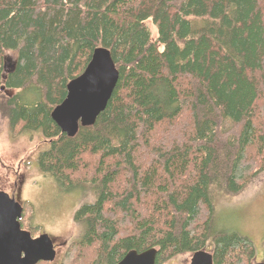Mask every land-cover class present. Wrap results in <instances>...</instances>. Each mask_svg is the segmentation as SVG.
<instances>
[{
	"label": "trees",
	"instance_id": "16d2710c",
	"mask_svg": "<svg viewBox=\"0 0 264 264\" xmlns=\"http://www.w3.org/2000/svg\"><path fill=\"white\" fill-rule=\"evenodd\" d=\"M96 47L118 80L94 124L68 137L50 113ZM2 86L15 92L0 94L8 128L47 141L38 170L94 187L60 264L149 248L155 264L206 249L212 264H253L252 242L212 222L216 194L264 172V0H0Z\"/></svg>",
	"mask_w": 264,
	"mask_h": 264
},
{
	"label": "rangeland",
	"instance_id": "374dc122",
	"mask_svg": "<svg viewBox=\"0 0 264 264\" xmlns=\"http://www.w3.org/2000/svg\"><path fill=\"white\" fill-rule=\"evenodd\" d=\"M145 25L151 37L156 38L152 20H146ZM4 57L3 74L8 73L16 61L10 52ZM14 93L4 87L0 90L3 98ZM46 148L47 141L40 133H22L18 127L11 131L6 119L0 117V190L23 203V228L31 232L32 237L47 233L55 239L59 249L51 264H60L70 243L83 230L80 223L73 221L75 211L84 203H92L96 196L94 187L87 182L66 188L51 176L42 174L36 160L38 153ZM214 197L213 229L247 237L254 246L253 264L263 262L264 172L250 180L239 193H218ZM190 257L191 254L179 255L165 264H189Z\"/></svg>",
	"mask_w": 264,
	"mask_h": 264
},
{
	"label": "water",
	"instance_id": "95a60500",
	"mask_svg": "<svg viewBox=\"0 0 264 264\" xmlns=\"http://www.w3.org/2000/svg\"><path fill=\"white\" fill-rule=\"evenodd\" d=\"M118 76L110 51L94 48L84 70L66 84L64 99L50 113L60 131L73 137L79 126L93 125L105 109ZM21 214L20 199L0 190V264L53 262L56 256L53 239L47 233L32 237L20 226ZM155 256V248L130 250L117 264H155ZM189 264H212V255L206 250L196 251L191 254Z\"/></svg>",
	"mask_w": 264,
	"mask_h": 264
},
{
	"label": "flooded vegetation",
	"instance_id": "af4514ba",
	"mask_svg": "<svg viewBox=\"0 0 264 264\" xmlns=\"http://www.w3.org/2000/svg\"><path fill=\"white\" fill-rule=\"evenodd\" d=\"M53 239V238H52ZM53 243H54V249H55V251H56V255H57V250L59 249V244L55 241V239H53ZM55 259H56V256H55ZM55 259H54V261H55ZM39 263V262H38ZM38 263H36V264H38Z\"/></svg>",
	"mask_w": 264,
	"mask_h": 264
}]
</instances>
